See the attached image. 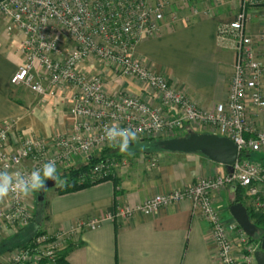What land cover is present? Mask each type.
<instances>
[{
    "label": "built area",
    "instance_id": "built-area-1",
    "mask_svg": "<svg viewBox=\"0 0 264 264\" xmlns=\"http://www.w3.org/2000/svg\"><path fill=\"white\" fill-rule=\"evenodd\" d=\"M207 1L200 7L197 0H0V20L7 33L17 35L23 56L9 82L36 93L42 105L54 100L70 117L66 131L47 137L24 131L15 140L12 120L1 121L0 170L28 174L48 161L55 162L57 171L76 165L77 158L87 160L93 152L111 146L105 131L114 124L135 129L138 140L170 138L199 125L234 142L237 156L232 172L206 175L187 186L156 193L136 210L150 214L188 199L210 225L220 264H257L258 249L247 246L250 235L234 218L223 220L213 196L223 188L230 187L234 194L239 190L247 212L264 217V162L252 156L264 154V30L257 35L248 32L247 10L264 6V0ZM227 1L236 2L237 11L232 20L219 22L216 37L234 52L233 72L225 100L204 107L146 64L136 50L143 39L164 27L207 15L210 4ZM123 76L140 84L142 93L127 90ZM127 163L122 156H107L81 172L78 183L103 180ZM32 194L10 193L0 201V236L30 223L37 205ZM133 212L129 206H118L115 213L74 223L69 232L45 230L10 251L3 264L55 263L68 240L82 230ZM238 245L244 247V254Z\"/></svg>",
    "mask_w": 264,
    "mask_h": 264
},
{
    "label": "crops",
    "instance_id": "crops-1",
    "mask_svg": "<svg viewBox=\"0 0 264 264\" xmlns=\"http://www.w3.org/2000/svg\"><path fill=\"white\" fill-rule=\"evenodd\" d=\"M197 2L200 7L205 4L203 0ZM226 3L233 7L232 11L212 5L207 15H198L174 28L164 27L158 34L143 39L136 50L146 64L164 73L172 85L204 107L225 100L233 72L234 52L221 46L216 37L219 22L232 20L237 11L236 2ZM247 10L248 32L257 35L264 30V6ZM18 42L17 35L7 33L0 20V122L12 119L13 140L24 131L47 137L68 130L70 117L64 106L55 105L52 99L42 105L36 93L9 82L23 62ZM122 79L127 90L142 93L133 78ZM262 87L264 90V76ZM157 153L143 154L138 159L136 156L133 161L137 163L131 160L127 167L117 169L112 178L77 191L59 193L55 187L46 190L47 219L42 226L46 231L69 232L74 223L115 213L118 206L134 209L130 217L105 219L99 227L86 228L68 240V245L72 244L64 253L68 263L220 264L210 225L190 200L162 206L150 214L136 208L156 193L187 186L200 176L225 173V166L200 153ZM36 192L32 194L34 199ZM232 192L229 187L213 196L224 219L233 218L228 210ZM7 255H1L0 264Z\"/></svg>",
    "mask_w": 264,
    "mask_h": 264
},
{
    "label": "water",
    "instance_id": "water-1",
    "mask_svg": "<svg viewBox=\"0 0 264 264\" xmlns=\"http://www.w3.org/2000/svg\"><path fill=\"white\" fill-rule=\"evenodd\" d=\"M161 150L182 153H200L214 162L225 166L228 173L232 172V164L237 156V147L232 140L226 136H220L207 132H189L185 136H174L157 141ZM56 187L52 180H45V187L36 193V204L40 205L45 198L48 189ZM229 212L237 221L246 234L253 236L257 226L251 221L246 207L242 202L230 204ZM261 248L255 252L257 264H264V240L261 241Z\"/></svg>",
    "mask_w": 264,
    "mask_h": 264
},
{
    "label": "trees",
    "instance_id": "trees-1",
    "mask_svg": "<svg viewBox=\"0 0 264 264\" xmlns=\"http://www.w3.org/2000/svg\"><path fill=\"white\" fill-rule=\"evenodd\" d=\"M143 140L148 141V144L144 145L143 146L144 148L141 150L143 152L159 151L162 149L158 145V142H157L160 139H156L155 141L146 140V139H143ZM112 155L121 157V155L113 153L112 151H110V147H106V148L100 149V151L97 150L96 152H93V154L89 158H87V160H85L84 162H78L76 165H73V166H70L68 168H64V169L57 171V173L61 177V179H64L67 182L64 186H58L56 184V187H55L56 192L64 193V192H70V191H75V190L77 191V189L90 186L94 183H98V182L103 181L105 179H110V178L106 177L105 179L99 180V181L94 182V183L85 182L83 184H79L77 177L81 172L89 170L93 164H95L98 161L106 158L107 156H112ZM252 156L254 157L253 159H257L259 161L264 162V154L263 153H255V154H252ZM236 193H238V197H236V199L233 200L232 203H235V202H242L243 203L244 201L241 197L240 191L238 190ZM46 204H47V202H46V199L44 198L43 202H41L40 205H36L37 210H36V213H34V216L32 217V220L30 221V223L25 228L19 230L20 231L19 234L15 235L14 240L17 243V247L25 245L26 242H29L35 235L45 232V230L42 226H43V222L47 219V217H46L47 216V214H46L47 205ZM248 213H249L250 219L257 226V228L260 229L261 231H263L264 230V217L254 218L253 215L250 213V211H248ZM25 231L28 232V235L23 237V233ZM21 236L25 240L21 239L20 238ZM71 245L72 244H69L66 247H70ZM11 246H12V244H10L9 241L0 243V249L5 248L6 250L7 249L9 250ZM66 247L59 253V256L57 257V259L55 261L56 263H52V264H70L65 259L64 253H66V251H65Z\"/></svg>",
    "mask_w": 264,
    "mask_h": 264
},
{
    "label": "clouds",
    "instance_id": "clouds-1",
    "mask_svg": "<svg viewBox=\"0 0 264 264\" xmlns=\"http://www.w3.org/2000/svg\"><path fill=\"white\" fill-rule=\"evenodd\" d=\"M105 137L112 147L118 148L121 153H128L130 145L137 139V131L114 124L106 128ZM45 180H52L58 186H64L67 182L58 175L54 161H48L41 168L34 169L28 174L21 172L13 174L7 169L0 170V201L10 193L27 197L34 191L42 190L45 187Z\"/></svg>",
    "mask_w": 264,
    "mask_h": 264
},
{
    "label": "rangeland",
    "instance_id": "rangeland-1",
    "mask_svg": "<svg viewBox=\"0 0 264 264\" xmlns=\"http://www.w3.org/2000/svg\"><path fill=\"white\" fill-rule=\"evenodd\" d=\"M204 1V0H203ZM207 0L205 1V4H207ZM205 4H202V5H205ZM210 4V3H209ZM199 5V4H198ZM211 6L213 5V4H210ZM218 6H223V7H225V8H227V11H232L233 10V7H230L229 5H228V3H224V4H221V5H218ZM172 9H174V6H172ZM181 13V12H180ZM183 13V12H182ZM187 23H189V22H187ZM174 25H176V24H174ZM174 25H172V26H170V27H176V26H174ZM161 31H163V29L161 30ZM160 31V32H161ZM12 120V119H11ZM6 121V120H5ZM13 122V121H12ZM189 132H207L206 131V129H204V128H201V127H199V125L198 126H194L193 128H188L187 130H185V131H182V132H180V134H177V136H185V135H187ZM208 133V132H207ZM144 139H146V140H151V141H155L156 139H158V138H153V137H148V138H144ZM160 139H164V138H160ZM153 143V142H152ZM148 144V141H144V140H138V139H136L134 142H132V144L130 145V147H129V150H128V153H121V151L118 149V148H116V147H112V146H110V151H112L113 153H116V154H119V155H121V156H123L124 158H129V160H128V165H129V163H130V161L131 162H135V161H133L134 159L133 158H135L136 156H137V159L138 158H140L141 156H143V154H154V155H156L157 156V151H151V152H144L143 153V151H141L144 147V145H147ZM160 151H162V150H159L158 152H160ZM129 153H131V154H129ZM144 158V157H143ZM77 161L78 162H84L85 161V159H83L82 157L80 158H77ZM135 163H137V161L135 162ZM127 165V166H128ZM114 173H115V170H114V172L111 174V175H109V176H107L108 178H112L113 176H114ZM203 176H200L199 178H202ZM106 178V177H105ZM222 190H225L224 188L222 189ZM230 197V199H229V205L230 204H232V202H233V200H235L236 199V197H238V193H233L231 196H229ZM36 207L37 206H35V210H34V213H36ZM219 209V208H218ZM249 214V213H248ZM222 216V215H221ZM222 218H223V216H222ZM223 220H225V222H229V221H231V219L230 218H228V217H225V219L223 218ZM252 221V220H251ZM28 231V230H27ZM27 231H25L24 233H23V237H25L26 235H28V232ZM20 233V231L18 230V228H17V230L16 231H8V234H3L2 236H0V243H3V242H10V244H12V246L10 247V249L8 250H6L5 248H2V249H0V258H1V255H4L5 256V254H8L10 251H12V250H14L15 248H17V243L15 242V240H14V237H15V235L16 234H19ZM262 231L260 230V229H258L257 228V231L255 232V234L253 235V236H250V238H249V240H248V242H247V246L249 245V246H251V248H253V249H255V250H257V249H260L261 248V241H262ZM22 236L20 237L21 239H23V240H25L24 238H23ZM24 242V241H23ZM238 249H239V252L241 253V254H244L245 252H243V251H245V249H244V247L242 246V245H238V246H236ZM64 249V248H63ZM62 249V250H63ZM263 251H264V248H263ZM56 263V262H55Z\"/></svg>",
    "mask_w": 264,
    "mask_h": 264
}]
</instances>
